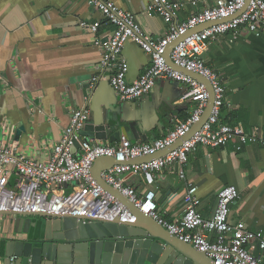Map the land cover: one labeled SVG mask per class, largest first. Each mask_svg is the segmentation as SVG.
Segmentation results:
<instances>
[{"label":"crops","instance_id":"obj_1","mask_svg":"<svg viewBox=\"0 0 264 264\" xmlns=\"http://www.w3.org/2000/svg\"><path fill=\"white\" fill-rule=\"evenodd\" d=\"M108 1L133 14L143 33L154 38L166 34L165 23L149 9L150 0ZM198 1L213 6L216 0ZM194 11L186 4L178 22ZM81 22L100 23V36L115 29L85 0H0V145L14 144L26 158L44 162L68 127L72 111L86 105L87 124L108 125L130 143L139 144L164 137L176 121L190 115L194 105L178 102L184 86L171 80H158L148 95L133 101L121 100L106 78L89 89L90 80L101 75L102 52L94 45L95 35ZM122 55L128 81L140 77L150 65V56L132 41L125 44ZM203 60L227 90L221 123L241 127L257 139L240 152L230 144L198 146L188 154L184 169L197 188L196 209L210 218L219 190L234 186L240 197L230 207L228 222L241 221L248 230L264 233V35L242 30L235 41L221 36ZM106 143L117 144L118 139ZM177 170V163L166 166L155 174L151 187L161 215L170 222L184 210L186 185ZM124 178L138 192L145 190L141 174ZM13 219L0 218V242L14 237Z\"/></svg>","mask_w":264,"mask_h":264},{"label":"built area","instance_id":"obj_2","mask_svg":"<svg viewBox=\"0 0 264 264\" xmlns=\"http://www.w3.org/2000/svg\"><path fill=\"white\" fill-rule=\"evenodd\" d=\"M85 1L103 15L107 24L115 27L110 34L100 36V23L81 22L82 28L95 35L94 45L102 52V60L98 66L101 75L90 80L89 89H93L99 79L106 78L121 100L133 101L148 95L158 80H171L185 88L178 102L192 103L193 110L187 119L176 121L164 137L150 143H130L124 135L119 137L117 144L80 136V131L90 117L86 105L72 111L68 127L44 162L26 158L14 144L0 145V218L46 214L75 218L83 224L116 221L135 223L136 216L111 193L100 187L91 174L95 160L108 157L126 164L114 165L102 172L104 182L170 235L205 253L214 264H264L263 231H250L241 221L234 224L228 222L230 207L240 197L237 188L226 186L219 190L214 214L210 218H203L196 209L197 188L187 180L184 169L188 154L198 146L214 148L232 144L234 150L240 152L257 139L256 134L250 135L241 127L221 123L220 112L227 90L221 84L219 75L205 64L203 55L221 36H228L230 41H235L242 30L255 36L264 35V0H250L239 15L237 14L243 9L246 0H216L213 6H201L198 0H150L149 9L167 26L166 34L159 38L143 33L133 14L115 7L108 0ZM186 4L195 11L187 19L178 22L179 11ZM205 23L213 25L177 42L169 57L175 66L209 81L214 95L209 118L199 131L175 150L147 163L128 164L170 148L203 115L208 102L206 87L174 70L166 63L164 54L171 42ZM128 41L137 44L150 56L149 67L133 81L126 78L127 62L122 55ZM173 163H177V176L185 182L186 187L183 214L170 222L161 215L151 187L155 174ZM128 174L143 176L146 187L143 192H138L126 183L124 176Z\"/></svg>","mask_w":264,"mask_h":264},{"label":"water","instance_id":"obj_3","mask_svg":"<svg viewBox=\"0 0 264 264\" xmlns=\"http://www.w3.org/2000/svg\"><path fill=\"white\" fill-rule=\"evenodd\" d=\"M249 1L246 0L243 9L237 15L246 9ZM211 25L213 23H205L188 30L171 42L164 54L166 63L174 70L206 87L208 102L199 122L170 148L149 157L133 160L128 164L147 163L175 150L199 131L209 118L214 102L209 81L175 66L169 54L173 46L184 37ZM109 129L105 124H86L79 135L99 142H114L119 139L121 134L113 132L112 128ZM75 147L77 148L78 145L76 144ZM122 164L126 163L116 162L113 158L100 157L93 163L91 174L100 187L111 193L136 216L135 223L116 221L83 224L71 217H53L46 214L18 215L12 221L14 237L0 242V264H214L205 253L170 235L104 182L101 173L114 165Z\"/></svg>","mask_w":264,"mask_h":264}]
</instances>
